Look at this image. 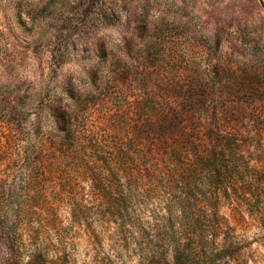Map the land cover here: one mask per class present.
<instances>
[{
  "label": "rangeland",
  "instance_id": "rangeland-1",
  "mask_svg": "<svg viewBox=\"0 0 264 264\" xmlns=\"http://www.w3.org/2000/svg\"><path fill=\"white\" fill-rule=\"evenodd\" d=\"M110 70L119 72L106 104L111 115H132L144 86L156 101L174 102L186 94L179 87L200 81L211 117L239 118L246 100L239 84L264 82V0H0V135L21 130L10 131L14 144H30L25 132L44 90H89ZM261 104L250 105L253 115ZM104 107L91 105L81 128L108 124ZM255 192L245 205L231 188L222 190L217 210L175 212L155 224L148 211L136 212L121 236L111 212L100 217L95 205L74 218L62 195L47 190L51 207L38 215L26 195H7L5 205L2 195L0 212L25 214L17 229L0 227V264H179L175 245L197 252L184 264H264V178Z\"/></svg>",
  "mask_w": 264,
  "mask_h": 264
},
{
  "label": "trees",
  "instance_id": "trees-1",
  "mask_svg": "<svg viewBox=\"0 0 264 264\" xmlns=\"http://www.w3.org/2000/svg\"><path fill=\"white\" fill-rule=\"evenodd\" d=\"M118 73L110 70L106 80L99 76L98 84L89 90L70 85L44 90L47 98L25 132L30 144L24 138L20 145L13 143L10 131L19 134L21 130L2 132L3 204L7 195H26L35 200L32 209L40 215L36 209L46 210L47 190L54 191L62 195L61 201L74 218L86 212L87 203L99 208L100 217L110 211L119 236L123 227L134 225L136 212L148 217V211L155 224L175 212L217 210L221 191L229 188L249 205L246 200H253L264 178V98L258 96L261 92L264 96V82L259 78L239 84V95L246 98L239 100V118L211 117L208 87L200 81L179 87L186 94L174 102L156 101L144 86V98L139 106L134 103L132 115L119 110L113 116L106 104ZM257 102L262 103L260 111L253 115L250 105ZM96 104L105 106L103 113L111 121L97 129H82L81 119ZM23 110L21 106L15 109L17 124L23 123ZM45 118L49 130H41ZM15 173L20 176L17 188ZM22 213L3 209L0 227L17 229ZM137 222L141 223L139 218ZM172 253L179 264L197 255L179 245Z\"/></svg>",
  "mask_w": 264,
  "mask_h": 264
}]
</instances>
